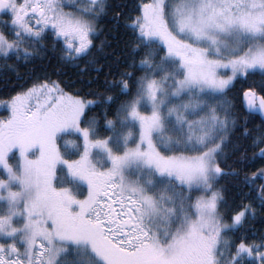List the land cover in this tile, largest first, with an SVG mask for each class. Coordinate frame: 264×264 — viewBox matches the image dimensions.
Instances as JSON below:
<instances>
[{
	"label": "snow or ice",
	"instance_id": "6c2138e0",
	"mask_svg": "<svg viewBox=\"0 0 264 264\" xmlns=\"http://www.w3.org/2000/svg\"><path fill=\"white\" fill-rule=\"evenodd\" d=\"M127 9L0 0V67L81 83L0 101V264H264V0Z\"/></svg>",
	"mask_w": 264,
	"mask_h": 264
},
{
	"label": "trees",
	"instance_id": "16d2710c",
	"mask_svg": "<svg viewBox=\"0 0 264 264\" xmlns=\"http://www.w3.org/2000/svg\"><path fill=\"white\" fill-rule=\"evenodd\" d=\"M114 4H126L128 6L127 10H131L136 0H113ZM111 20L109 19L107 26H110ZM103 39V35L100 37ZM47 47L51 48V40H49ZM20 75L17 76L11 70L0 67V101H4L10 99L12 95H15L17 92L25 89L26 87H31V83L37 77H48L51 80H55L61 84L62 87L65 88L69 94H74L80 90L81 83L78 79V74L76 70L71 66H64L58 64L54 57H52L49 52L43 59L37 58L30 64L28 67L21 66ZM94 75V74H93ZM257 81L259 77L256 78ZM251 83V81H249ZM75 84V87L72 85ZM238 89L243 87V85H238ZM88 99H92V97H88ZM8 115L7 111L4 108H0V118H5ZM259 117H256V123H259ZM251 156V153H249ZM260 165H257L259 167ZM256 168H252L249 172L255 171ZM229 185V188L232 187L231 181H225ZM247 187L242 189V193H247ZM238 193L237 191H230L229 196L234 197ZM254 227L256 229H264V219L261 217H257L254 221Z\"/></svg>",
	"mask_w": 264,
	"mask_h": 264
},
{
	"label": "rangeland",
	"instance_id": "374dc122",
	"mask_svg": "<svg viewBox=\"0 0 264 264\" xmlns=\"http://www.w3.org/2000/svg\"><path fill=\"white\" fill-rule=\"evenodd\" d=\"M0 108H3V107H0ZM61 144H63V141H61Z\"/></svg>",
	"mask_w": 264,
	"mask_h": 264
},
{
	"label": "flooded vegetation",
	"instance_id": "af4514ba",
	"mask_svg": "<svg viewBox=\"0 0 264 264\" xmlns=\"http://www.w3.org/2000/svg\"><path fill=\"white\" fill-rule=\"evenodd\" d=\"M258 116V115H257ZM259 117V116H258ZM260 118V117H259Z\"/></svg>",
	"mask_w": 264,
	"mask_h": 264
}]
</instances>
